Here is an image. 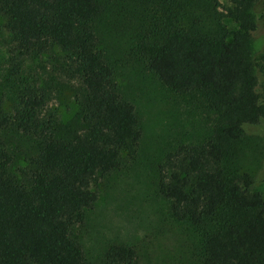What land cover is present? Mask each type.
<instances>
[{"label":"trees","instance_id":"1","mask_svg":"<svg viewBox=\"0 0 264 264\" xmlns=\"http://www.w3.org/2000/svg\"><path fill=\"white\" fill-rule=\"evenodd\" d=\"M0 0L19 55L58 49L76 82L77 127L61 135L47 95L26 84L0 131L14 127L36 151L15 165L0 138V264H88L72 228L97 199L94 183L132 158L140 137L99 35L114 32L171 92L204 102L211 122L158 166L170 213L197 240L194 264H264V195L243 162L247 132L264 125V0ZM136 250L111 244L102 264H134Z\"/></svg>","mask_w":264,"mask_h":264},{"label":"rangeland","instance_id":"2","mask_svg":"<svg viewBox=\"0 0 264 264\" xmlns=\"http://www.w3.org/2000/svg\"><path fill=\"white\" fill-rule=\"evenodd\" d=\"M219 2L231 33L237 23L226 13L229 0ZM4 23L0 16V111L10 113L24 86L30 84L47 95L41 114L56 116L61 135L71 132L78 124L76 82L62 53L52 49L47 54L19 55ZM263 44L264 32L258 29L249 38V49L259 51ZM99 46L114 63L121 94L135 106L140 137L132 158L123 155L117 170L95 181L97 199L85 210L83 222L73 226V236L88 264H102L107 248L117 243L136 250L134 264H194L197 240L184 222L174 219L169 202L159 194L158 166L178 145L202 138L212 114L204 102L168 90L114 32L103 30ZM0 138L16 166L36 151L32 138L14 127L1 130ZM243 140L245 168L254 178V188L264 195V125L253 127Z\"/></svg>","mask_w":264,"mask_h":264}]
</instances>
